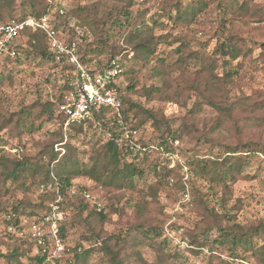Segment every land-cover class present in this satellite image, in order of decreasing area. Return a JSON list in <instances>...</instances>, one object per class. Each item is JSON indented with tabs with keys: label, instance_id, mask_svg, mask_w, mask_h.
<instances>
[{
	"label": "rangeland",
	"instance_id": "rangeland-1",
	"mask_svg": "<svg viewBox=\"0 0 264 264\" xmlns=\"http://www.w3.org/2000/svg\"><path fill=\"white\" fill-rule=\"evenodd\" d=\"M206 1L207 5L191 21L172 24L167 17H162L161 21L166 26L154 27L156 35L168 34V38L174 36L184 40L185 53L199 52V59L193 58L191 65H185L186 68L174 66L170 69L169 75L165 77L169 78L170 86L152 76L155 58L146 62H133L130 61L134 60L132 51L121 53H125L123 57L127 59L129 71L118 80L122 87L135 85V91L129 92L131 98L162 112L174 129L183 120L187 127L184 128L181 140L178 138L170 141L172 150L161 147L148 161L140 164L144 169L143 175L134 176L135 185L131 189L104 187L87 177L74 179V183L89 189L94 200H99L104 206L102 212L106 215L103 222L97 221L93 216L87 218L92 209L89 203V210L87 208L82 212L68 228L67 243L70 248L78 246L80 250L95 249L77 264L108 262L104 252L96 245L98 238L100 241L107 239V244L117 254L121 264H208L211 250L214 254L221 255L228 264H255L253 258L247 255H244V260L242 257H229V251L213 241L217 236L216 229H205L206 225L211 224L205 222L203 205L222 212L217 201L222 195V189L195 174L189 162L192 157L217 158L226 146L247 142L252 151L247 153L249 158L243 175L228 184L230 195H227L225 210L235 216L231 219V224L249 225L256 224L259 220L264 221V123L261 119L264 112L251 113L249 109H236L223 120L218 133L210 132L208 124L218 116V112L205 103L202 95L211 97L218 90V83L200 67L202 57L214 55L215 47L232 34L246 55H239L225 66L218 58L216 68L212 67L211 71L219 76L218 81H221L220 76L225 70L235 71L232 82L223 89L231 102L237 97L245 96H250L252 100L264 98V0H245V8L238 5L242 0H227L231 5L227 8L219 5L220 0ZM5 2L6 0H0V6H5L3 14H7L13 21L23 13L32 16L29 14L30 2L36 4L37 8L46 6L43 17L57 26L62 37L69 38L75 34L83 36L84 39L81 37V42L79 41L83 48L97 47L101 50L99 55L92 57L94 62L97 59L105 60L112 46L121 45V34L127 25L122 16L123 10H127L130 16L144 11V18L148 19L150 25L152 19L161 15L160 8L164 0ZM221 19L225 21L224 24ZM4 22L0 20V24ZM106 37L105 44L103 40ZM26 39L21 36L17 41L20 59L5 64L3 68L4 75H8L9 80H5L0 88V121L10 117L15 120L20 116L26 123H33L34 127L40 126L32 132L23 128L20 141L27 154H36L44 143L53 140L50 134L55 130V125L42 108L47 102H53L59 94L62 93L63 99L68 94V90L62 91V85L67 81V70L62 69V64L57 66L42 58L27 46ZM178 44L179 41L171 46L160 45L157 55L164 58L167 64H174L177 60L174 48ZM206 77L209 78V83L204 86L202 80ZM178 84L182 91L178 90ZM151 85L161 86L163 91L144 94ZM165 85L168 86L165 88ZM196 102L200 109L193 115L191 108ZM160 133L149 122L139 129L143 141H149L153 146ZM204 133L210 139L202 140L204 143L197 142L194 136ZM98 140H102L101 134L92 124L87 128V136L80 135L71 140L80 161H89L92 151L98 146ZM153 165H156V174L151 171ZM163 166L174 168V171L167 177H162L166 179L157 186V191L152 192L150 186L163 175ZM151 193L155 195L151 196ZM37 194L38 191L35 190L27 192L22 188H14L9 201L14 203L26 198L33 204L37 202ZM231 206L235 207L231 209ZM69 210L71 214L77 212L75 207ZM153 227H157L160 236L157 237L154 233L146 235V229ZM149 239H152L153 245ZM192 239L204 241L205 244L192 245ZM5 243L0 240L2 252L8 248ZM8 244L10 248L14 245L12 241H8ZM0 264H5V260L0 258Z\"/></svg>",
	"mask_w": 264,
	"mask_h": 264
},
{
	"label": "trees",
	"instance_id": "trees-1",
	"mask_svg": "<svg viewBox=\"0 0 264 264\" xmlns=\"http://www.w3.org/2000/svg\"><path fill=\"white\" fill-rule=\"evenodd\" d=\"M130 1L132 0H127V2ZM233 1L235 2L236 0ZM207 2L206 0H164L160 8L161 15L156 19H152L150 25L148 19L144 18V11L137 13L135 16H130L127 10H123L122 16H124L127 25L121 34V45L118 47L112 46L109 56L105 60L97 59L92 62V57L95 54L99 55L101 50L97 47L83 48L80 44L81 37L83 36L75 34L69 38H63L66 41L77 44L80 62L92 70H102L112 59H117L124 69L122 75L128 73L127 59L123 57L125 53L121 54L122 51H132L134 60L130 61L133 62L135 60L146 62L151 58H155L156 65L152 68V76L158 77L161 79V82L167 83L170 86L171 82L169 78H165L169 75L170 69L174 68V66L186 68L185 65H189L193 58L199 59V55H197L199 52L185 53L184 40L175 38L174 36L168 38V34L156 35L154 27L161 28L166 26L161 21L162 17H167L172 24H184L187 20L191 21L196 13L200 12L207 5ZM6 3H8V0H6ZM30 5L29 14L32 17L35 16V18L39 19L44 16L46 6L40 4L41 6L37 8L36 4L32 2H30ZM219 5L222 8L231 6L227 0L224 3L220 0ZM238 5L240 8L247 7L245 0H242ZM4 9L5 6H0V20L4 22L8 19L2 24L10 23L13 20L7 14H3L5 13ZM27 17L29 15L23 13V15L14 19V21L21 22ZM221 20L222 24H224L225 21ZM81 24L83 25L84 23ZM53 26L57 29L56 25ZM21 36L27 38V46L41 55L42 58L55 63L57 66L62 64L60 66L63 70L68 71L71 69V64L65 57L57 59L54 52L50 50L45 31L41 29L32 30L30 27L24 26L18 31L17 37L8 47L11 50L14 49L15 54L11 55L7 51L0 57V88L3 86L5 80H9V76L4 75L3 68L5 64L20 59L17 41ZM226 39L215 47L214 55H204L200 65L208 76L212 77L215 83H218V90L215 94L211 97L202 95L205 103L218 112V116L208 124V130L214 133H218L223 120L236 109H249L251 113L256 111L264 112V98L252 100L250 96H245L237 97L236 100L231 102L226 94H224L223 89L232 82V74L235 71L231 69L225 70L222 76H220L219 80L221 81L217 79L219 76L212 73L211 69L212 67L216 68L218 58L222 61L223 66H225L237 59L239 55H246L245 50L239 45L235 36L230 34ZM106 40L107 37L103 40L105 44ZM176 41H179L178 46L174 48L177 60L174 64L169 65L164 58L157 55V51L160 45L166 44L167 46H171ZM118 79L115 85L118 89V96L121 102L119 110L125 123L137 130L138 135L135 142L139 144L140 148L138 149L125 148L113 140L112 135H115V129H113L112 124V113L114 111L110 107H103L95 111L93 113V121L69 122L65 125L66 115L58 108L59 104L63 101L62 93L56 96L53 102H47L43 105L42 111L48 114V118L55 125V130L50 134L53 140L44 143L36 154H27L24 151V145L20 141L23 128L28 129V132H32L33 129H39L40 126L34 127L33 123H26L20 116L15 120L10 117L7 120L0 121V240L6 242L5 245L8 246L6 251H0V258L5 260V264L35 263L38 257L34 255L33 240L26 236L20 237L15 235L9 232L7 228L10 225L21 228L28 227L30 223L35 221L38 216L48 209L49 203L55 202L58 197L61 198L59 204L66 213V219L60 228L62 235L66 238V243L68 241V228L72 226L73 222L82 212L87 210L89 203H91L92 209L89 210L88 208L89 213L87 218L93 216L97 221L103 222L105 220L106 215L102 212L104 206L100 204L99 200L89 201L86 199L84 191H89V189L74 183L75 178L87 177L94 183H99L104 187L131 189L135 185L134 176L141 177L143 175L144 169L140 166L142 162L148 161L150 156L157 153L161 147L166 150H172L170 141L172 142L178 138L182 139L184 128L187 127V123H184V120L174 129L166 121L162 112L144 106L131 98L129 92L130 90H134L135 85L129 84L122 87ZM208 83L209 78H203L202 84L206 86ZM168 85H165V88ZM68 88L69 86L66 81L62 85V91L66 92ZM177 88L182 91L179 84ZM162 91L161 86L151 85L149 89L144 91V94L149 95ZM199 109L200 107L197 102L192 104L191 110L194 113L193 115ZM261 119L264 123V115L261 116ZM147 122L158 132H161L157 136L156 145L154 146L149 141H143L139 134V129ZM91 124L101 134L102 140L96 142L98 146L96 150L92 151L89 161L82 162L71 140L80 135L87 136V128ZM108 131H111V136H108ZM194 137H196L199 143H204L202 140L207 141L210 139L207 133ZM13 147L16 148L15 152L8 149ZM251 151L252 149L247 142L236 143L226 146L221 156L217 158L203 159L192 157L189 164L195 174L197 173V175L213 183L214 186L222 189V195L217 200L218 205L222 208V212L216 211L214 207L203 205L205 222L211 224L210 226L206 225L205 229L215 228L217 231V236L213 241H217L223 249L228 250L229 257L231 258L242 257L241 259L244 260V255H247L249 258H253L255 264H264V221L259 220L256 224L249 225L231 224L230 221L235 216H232L231 212L229 213L225 210L228 200L227 195H230L228 184L233 182L238 176L243 175L242 173H244L245 165L248 163L247 159L249 158V154L247 153ZM162 169L163 175L158 177L157 182L152 187L150 186L152 192L153 190L157 191V186L163 179H166L162 177H167L174 171V168L167 166H163ZM151 171L155 172V174L158 172L156 171V165L152 166ZM14 188H22L27 192L30 190L38 191L37 202L31 204L29 200L24 198L10 203L9 195ZM150 195L154 196L155 194L151 193ZM73 207L77 209L75 214L69 212V209ZM98 207L100 208L99 210L97 209ZM233 207L235 206H231L230 208L233 209ZM146 230V235L154 233L155 236H160L157 227ZM203 236L205 237L206 235ZM99 239H97L96 245L99 246V249L104 252V256L108 259L106 264H121L117 258V254L107 244V239H102L101 241ZM8 241L14 243L13 246L11 245L12 248H10ZM149 241L153 245L152 239H149ZM191 243L196 246L205 244L204 241H198V239H192ZM67 247L68 252L63 264H77L81 259H84L95 250L94 248H82L80 250L78 246L70 248L68 243ZM210 253L208 264H228L221 255L214 254L212 250Z\"/></svg>",
	"mask_w": 264,
	"mask_h": 264
},
{
	"label": "built area",
	"instance_id": "built-area-1",
	"mask_svg": "<svg viewBox=\"0 0 264 264\" xmlns=\"http://www.w3.org/2000/svg\"><path fill=\"white\" fill-rule=\"evenodd\" d=\"M24 26L32 30L41 29L46 32L50 50L57 59L65 57L71 64L67 71L68 94L58 108L66 115L65 125L69 122L93 121V113L103 107L113 109V140L125 148L138 149L136 144L137 130L128 126L120 113V99L116 87L117 79L123 73L122 65L117 59H112L102 70H92L80 62L78 46L75 42L66 41L61 32L56 29L46 17L35 18L29 16L21 22L11 21L0 25V57L9 51L17 37L18 31ZM111 136V131L107 132ZM15 152L16 148H8ZM85 198L94 201L89 191H84ZM61 198L48 205V209L38 216L28 227L21 228L14 225L7 230L20 237H28L34 243V255L38 257L34 264H63L68 252L66 238L61 233V224L66 219V213L60 206ZM100 209L99 207L97 208Z\"/></svg>",
	"mask_w": 264,
	"mask_h": 264
}]
</instances>
